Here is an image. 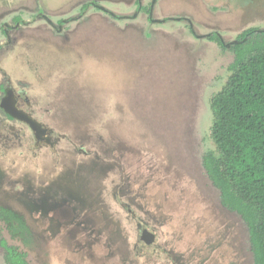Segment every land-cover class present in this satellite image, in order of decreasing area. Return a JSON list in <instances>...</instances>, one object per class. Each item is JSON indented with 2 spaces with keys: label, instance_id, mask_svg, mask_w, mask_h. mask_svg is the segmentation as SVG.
<instances>
[{
  "label": "rangeland",
  "instance_id": "obj_1",
  "mask_svg": "<svg viewBox=\"0 0 264 264\" xmlns=\"http://www.w3.org/2000/svg\"><path fill=\"white\" fill-rule=\"evenodd\" d=\"M251 28L264 0H0V86L57 143H0L1 178L22 186L0 187V264L3 242L29 264H254L203 165L234 60L211 37Z\"/></svg>",
  "mask_w": 264,
  "mask_h": 264
},
{
  "label": "trees",
  "instance_id": "obj_2",
  "mask_svg": "<svg viewBox=\"0 0 264 264\" xmlns=\"http://www.w3.org/2000/svg\"><path fill=\"white\" fill-rule=\"evenodd\" d=\"M211 40L234 60L226 85L212 99L217 154L208 152L203 165L223 206L246 223L254 264H264V30L244 31L230 48L218 35ZM2 245L6 264H29L25 253Z\"/></svg>",
  "mask_w": 264,
  "mask_h": 264
},
{
  "label": "flooded vegetation",
  "instance_id": "obj_3",
  "mask_svg": "<svg viewBox=\"0 0 264 264\" xmlns=\"http://www.w3.org/2000/svg\"><path fill=\"white\" fill-rule=\"evenodd\" d=\"M4 33L6 34V31H4ZM10 96L11 102L14 104V106L16 107V109L20 112H24L26 114H28L30 117H32L33 119H35L36 121H38L30 112V100L26 99L25 94L19 93L16 89H14L12 86L10 85H1L0 86V123H2L3 125L1 126V134H0V143L3 142L4 147L9 148V146L11 144H15L17 142H25V140L27 138H29V134L28 131L31 132L33 134V137L35 139V142L38 146H41L42 144L48 145L46 143V140L44 142H38L35 136V133L32 131L31 127L29 126L28 123L18 120L16 118H13L12 116H10L4 108H2V102L5 100L6 97ZM40 124H42L40 121H38ZM22 126L23 128H21L20 126ZM43 128H45L47 130L46 136L44 137L45 139H49L50 140V147H55L57 145L56 141H54L53 136H52V132L49 128L45 127L42 124ZM24 129L26 130V132H24ZM10 149V148H9ZM12 172V171H11ZM10 176H14L15 173H9ZM30 177V175H28ZM4 177V176H3ZM25 181V180H22ZM0 187H6V188H2V190L7 189V188H17L18 190L21 189L22 191V186L20 183H18L17 181L14 182H6L5 180H3L0 176ZM42 187V186H41ZM10 188V189H11ZM63 189V190H62ZM26 191V190H24ZM29 192L25 193V195H23V199H27V202L29 205H33V203L37 204L41 209H43L45 206H48L46 204V201L41 200V194H39V196H37L36 194L33 196H28L30 193V190H28ZM55 192H62L64 191L65 193L68 192L67 189L64 188H60V186H58L57 188L54 189ZM43 192V190H39L38 193ZM64 196H66V194H64ZM34 197L36 199H34ZM17 199L20 201L19 197L17 196ZM7 201V200H6ZM37 201V202H35ZM6 203V202H5ZM53 203V202H50ZM55 207L57 205H54ZM0 218L4 219V220H9L12 221V216L11 213L8 212L6 209L1 208L0 209ZM147 231L146 229L142 232V236L143 233ZM142 236H141V240H142Z\"/></svg>",
  "mask_w": 264,
  "mask_h": 264
},
{
  "label": "water",
  "instance_id": "obj_4",
  "mask_svg": "<svg viewBox=\"0 0 264 264\" xmlns=\"http://www.w3.org/2000/svg\"><path fill=\"white\" fill-rule=\"evenodd\" d=\"M2 108H4L5 111L13 118L28 123L32 131L35 133L38 142H44L46 140L48 145L51 144L49 139L44 138L46 136L47 130L43 128L42 124L30 117L28 114L18 111L11 102L10 96L6 97L2 102ZM154 238V235L150 234L148 231H145L142 236V240L148 245L153 244Z\"/></svg>",
  "mask_w": 264,
  "mask_h": 264
}]
</instances>
